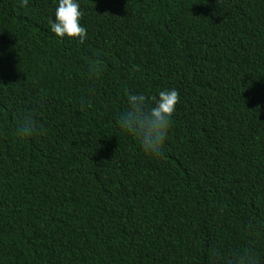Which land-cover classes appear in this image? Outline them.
Here are the masks:
<instances>
[{
  "label": "trees",
  "instance_id": "obj_1",
  "mask_svg": "<svg viewBox=\"0 0 264 264\" xmlns=\"http://www.w3.org/2000/svg\"><path fill=\"white\" fill-rule=\"evenodd\" d=\"M79 2L83 44L0 0V264H264V0ZM164 88L153 158L118 115Z\"/></svg>",
  "mask_w": 264,
  "mask_h": 264
},
{
  "label": "clouds",
  "instance_id": "obj_2",
  "mask_svg": "<svg viewBox=\"0 0 264 264\" xmlns=\"http://www.w3.org/2000/svg\"><path fill=\"white\" fill-rule=\"evenodd\" d=\"M26 5L27 0H20ZM83 16L79 0H56L53 18L48 21L49 31L56 37L76 38L83 44L86 28L80 22ZM179 101L175 88H164L155 95L146 96L142 92H130L126 96V107L118 115V126L133 134L142 151L153 157H162L172 125V116ZM17 126L25 136L39 129L30 115L23 114Z\"/></svg>",
  "mask_w": 264,
  "mask_h": 264
}]
</instances>
